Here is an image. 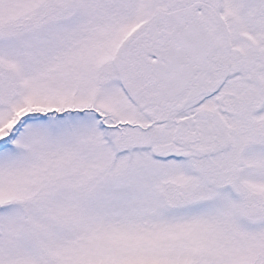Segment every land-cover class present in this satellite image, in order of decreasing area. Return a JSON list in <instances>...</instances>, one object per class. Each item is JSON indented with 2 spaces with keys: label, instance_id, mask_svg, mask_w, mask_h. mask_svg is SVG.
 I'll use <instances>...</instances> for the list:
<instances>
[{
  "label": "snow or ice",
  "instance_id": "obj_1",
  "mask_svg": "<svg viewBox=\"0 0 264 264\" xmlns=\"http://www.w3.org/2000/svg\"><path fill=\"white\" fill-rule=\"evenodd\" d=\"M0 264H264V0H0Z\"/></svg>",
  "mask_w": 264,
  "mask_h": 264
}]
</instances>
